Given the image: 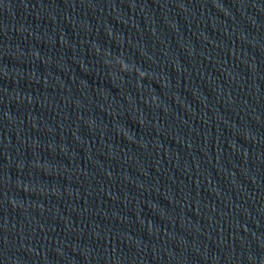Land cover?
Listing matches in <instances>:
<instances>
[{
	"label": "water",
	"instance_id": "water-1",
	"mask_svg": "<svg viewBox=\"0 0 264 264\" xmlns=\"http://www.w3.org/2000/svg\"><path fill=\"white\" fill-rule=\"evenodd\" d=\"M0 264H264V0H0Z\"/></svg>",
	"mask_w": 264,
	"mask_h": 264
}]
</instances>
